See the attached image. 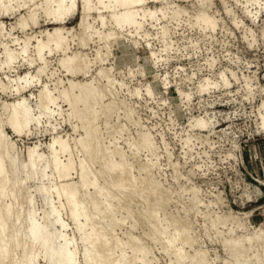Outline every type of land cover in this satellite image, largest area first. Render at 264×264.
I'll return each mask as SVG.
<instances>
[{"label":"rangeland","instance_id":"374dc122","mask_svg":"<svg viewBox=\"0 0 264 264\" xmlns=\"http://www.w3.org/2000/svg\"><path fill=\"white\" fill-rule=\"evenodd\" d=\"M34 2L38 3V0L30 1L22 11L17 9L15 0H6V8L4 6L0 11V62L3 60L4 46L10 50L13 48L17 53L26 37L29 41L23 58L20 55L14 61L12 72L7 75L0 70V121L17 158L25 159L28 148L33 145L43 150L51 135L57 133L68 140L74 164L81 158V152L75 145L81 130L72 131L71 125L78 123L75 119H69V108L60 99L57 107L51 109L50 121L40 117L36 126L31 124L29 131L18 137L5 124L8 111L3 107L24 95L32 114H36L39 87L46 86L57 96L72 79L63 72L59 60L75 52L82 53L88 66L87 73L74 80L82 85L91 83L100 87L105 92L104 102L111 98L116 105L108 124L112 128L123 126L121 134L112 137L106 133L104 118L100 115L96 126L103 145L107 143L110 146L114 139L115 147L131 162L129 145L139 140V131L149 135L155 153L152 157L141 150L138 154L140 162L136 160L131 164L132 176H138L139 163L153 161L151 177L171 197L167 212L172 217H186L190 233L196 239L193 248L206 254L208 264H233L229 252L222 247V241L239 238L244 244V240L253 232L264 229V129L260 128V115L264 113V107H260L264 102V0H157L145 3L142 8L147 11L159 9L156 15L159 19H141L142 26L138 32L129 27L114 29L108 20V9L103 10V24H99L95 10L97 6L95 0H91L93 10L86 16L84 47L77 44L80 12L79 0H76L74 10L59 24L64 30L61 35L67 40V51L64 54L60 51L51 54L44 52L46 63L41 77L39 80L36 77L30 79V86L19 97L10 92V86H14L12 79L25 73L29 78L35 74L39 65L34 53L35 40L44 39L45 32L59 26L46 17L40 7L25 9ZM32 8L35 9L34 20L27 13ZM173 12L178 14L174 19L171 18ZM200 14L214 21L212 29L198 27L196 18ZM19 17L25 19L24 26L19 25ZM162 26H165L164 40L169 46L166 49L161 38ZM110 33L113 38L105 40L104 35ZM32 61L33 64L29 66L28 63ZM100 70L102 74L98 76L96 73ZM220 72L230 82L229 86L223 84ZM106 78L111 80L110 88H104ZM205 79L208 84L204 88ZM200 84L202 91L199 90ZM5 85L8 88L3 92L1 86ZM147 86L149 93H146ZM135 90L137 94H134ZM74 92L77 89L72 94ZM125 110L131 114L129 116L136 125L124 117ZM199 118L207 122L205 129L191 126ZM51 124L56 132H52ZM187 137L189 148L185 153L182 140ZM174 170L176 178L173 177ZM43 180L44 183L53 182L51 176ZM73 180H78L76 174ZM101 180L100 187L106 190ZM33 183V180L24 182L23 190L25 195L33 198L38 217L43 206ZM187 189H195V196L199 200L198 210L191 209V191ZM50 195L52 203L58 205L59 198L53 193ZM141 205L142 202H138L131 207L134 214ZM18 206L16 204L14 208L19 209ZM182 207L188 211L183 212ZM59 208L60 218L68 225L64 234L72 239L78 256L83 243L78 233L74 232L64 206ZM121 209H115L113 217L117 222L112 233L106 237H117L126 242V235L122 234L130 229L131 235L149 248L150 260L144 264H167L170 256L162 252L161 243H152L145 235L150 224L146 221L142 226L137 224L130 228L131 218ZM205 210H208L206 216ZM215 216H221L223 220L217 226L220 231L218 237H214V229L209 224ZM171 228L169 225L167 231H171ZM192 250L188 248L186 254L192 255ZM256 251L261 262L254 260ZM248 255L254 264H263L264 252L261 254L256 245Z\"/></svg>","mask_w":264,"mask_h":264},{"label":"bare ground","instance_id":"6f19581e","mask_svg":"<svg viewBox=\"0 0 264 264\" xmlns=\"http://www.w3.org/2000/svg\"><path fill=\"white\" fill-rule=\"evenodd\" d=\"M5 1L0 0V11L1 9L3 11ZM15 1L19 10L32 0ZM75 1L40 0L39 2L38 0V3L34 2V5L25 9L30 10L32 6L40 7L46 17L59 25L74 10ZM150 2H157V0H95L97 6L95 10L98 14L99 24H103L101 16L104 13L103 10L107 11L108 9V20L114 29L123 30L129 27L134 32H138L142 26L141 19L148 18L151 21L159 19L156 17L159 13L158 8L148 11L142 8L145 3ZM92 8L91 0H79L78 25L80 33L77 36V44L80 47L86 45V16L93 10ZM139 8L142 10L140 11ZM34 10L32 8L27 12L29 13L28 17L32 20L35 18ZM177 15V12H173L171 18L174 19ZM139 16L140 18H138ZM25 24V19L19 17V25L24 26ZM196 24L202 29L214 27V21L205 14H200L196 18ZM161 30V38L164 42V49H166L169 46L164 40L165 26H162ZM63 31L59 25L53 30L45 32L44 39L35 40L34 53L36 61L39 62L35 74L30 78L27 76L28 73L23 76L16 75L12 79L14 86H10V92H14L20 97L23 91L30 86V79L33 80L36 77L39 80L46 63L44 52L47 51L51 54L53 51H60V53L67 51L66 37L61 35ZM104 37L105 40H110L113 38V34L110 33ZM115 41L118 42L117 39ZM28 42V37H26L17 53L12 50L13 48L10 50L4 46L0 70H4L7 75L12 72L14 61L20 55L23 58L26 49H28ZM28 64L32 65L33 61ZM59 64L63 72L72 78L69 80L67 88L60 90L58 95L54 96L46 86L39 87L36 114H32L24 95L16 101L4 105V110L8 111L5 124L14 136H21L29 131L28 126L31 124L36 126L40 117H45V120L50 121L51 109L57 105V101L60 99L69 108V119H75L78 123L77 126L71 125L72 131L81 130V135L75 139V145L81 152V158L77 164H74L68 140L65 137L61 138L57 133L51 135L50 141L45 143L46 149L39 150L38 145H33L28 148L27 157L19 160L3 130V123L0 121V264H144L148 262L150 260L148 259L149 248L140 244L139 239L131 235L130 229L122 234L126 235V242L117 237L111 239L106 237L107 234L112 233L114 223L117 222L113 217L116 208H122L121 210L128 213L131 218L130 228L137 224L142 226L146 221L150 224L145 235L152 243H157V241L161 243L162 252L170 256L167 264H208L206 254L200 249L193 248L196 239L190 233L186 217L183 218L184 215L172 217L169 211L167 212L171 197L158 181L152 179L151 167L153 164L151 162L153 161L146 164L139 163L138 176L134 177L131 174V164L138 161V154L141 150L147 151L152 157L155 153L149 135L139 131V140L129 145L131 162L119 148L115 147L114 139L112 143L110 142V146H107V143L104 146L100 130L96 126L100 115H103V124L107 134L114 137L115 134H121L123 130V126L116 125L115 128H112L108 124L109 117L116 109L114 101L108 98L109 101L104 102L105 92L100 87L92 86L91 83L82 85L74 80L75 77H83L87 73L88 66L85 63L84 54L75 52L71 56H63L59 60ZM221 73L223 84L229 86L230 82ZM96 74L99 76L102 74V70ZM204 81L208 82L207 79ZM110 83L111 80L106 78L104 88H108ZM8 85L1 86L3 92L7 90ZM200 85L199 90L202 91L203 86ZM75 89L77 92L72 94ZM149 90V86H147L146 93H149ZM134 94H137V90ZM181 94L184 95V91ZM260 107H264V102ZM126 110L123 112L124 117L136 125L137 123L131 119L129 116L131 114ZM260 118V128L264 129V113L260 115ZM194 123L191 126L199 129H205L207 125V122L200 118ZM53 129L52 125V132H56ZM182 141L185 153H187L189 138H184ZM94 167L95 169H93ZM75 174L78 178L77 181L73 180ZM48 176L53 178L52 183L43 182L45 181L43 178ZM173 177L176 178L175 170ZM28 180L34 181V191L39 194L42 201V213L38 217L33 198L25 195L23 190L24 182ZM99 180L104 181L105 191L101 188L102 186L100 187ZM194 190H188L191 191V199H189L191 209L198 210L199 200H197ZM51 193L59 198L58 205L52 203ZM138 202H142V205L138 207L137 214H134L131 207ZM16 204H19V209L14 208ZM61 206H64L67 217L73 223L74 232L78 233V237L83 243L79 257L72 239L64 234L68 225L60 218L59 207ZM22 207L24 209H21ZM182 211L186 212L188 209L182 207ZM207 212L208 210L204 216L207 215ZM220 217L215 216L209 222L214 229V237L220 235L217 227L219 223H223ZM169 225L172 228L168 232ZM228 232L231 233V230ZM244 241H246L244 244L239 238L222 241V247L229 252V259L233 264H254L248 253L254 245L261 250V254L264 252V229L260 228L259 231L253 232ZM188 248L193 249L192 255L186 254ZM17 249L20 251L18 252ZM258 255L256 251V254L253 255L255 259H253L258 260Z\"/></svg>","mask_w":264,"mask_h":264}]
</instances>
